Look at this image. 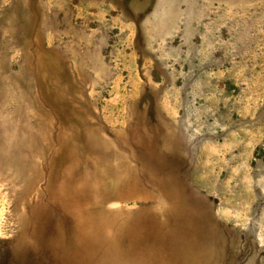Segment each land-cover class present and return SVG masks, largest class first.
<instances>
[{"label":"rangeland","instance_id":"rangeland-1","mask_svg":"<svg viewBox=\"0 0 264 264\" xmlns=\"http://www.w3.org/2000/svg\"><path fill=\"white\" fill-rule=\"evenodd\" d=\"M0 264H264V0H0Z\"/></svg>","mask_w":264,"mask_h":264},{"label":"bare ground","instance_id":"bare-ground-1","mask_svg":"<svg viewBox=\"0 0 264 264\" xmlns=\"http://www.w3.org/2000/svg\"><path fill=\"white\" fill-rule=\"evenodd\" d=\"M16 139V138H15ZM14 156V155H13ZM10 157V156H9ZM173 196V195H172ZM177 208V207H176ZM182 210H183V208H181ZM181 209H178V210H181ZM174 211H175V209H174ZM175 213V212H174ZM180 213H182V211H180ZM177 214V213H176ZM184 214V213H183ZM184 217V216H183ZM192 217V216H191ZM193 217H195V216H193ZM192 217V218H193ZM190 220H192V219H190ZM193 220H194V218H193ZM181 221H183V220H181ZM191 225L189 224V226H188V228L190 227ZM187 227V226H186ZM196 240V239H195Z\"/></svg>","mask_w":264,"mask_h":264}]
</instances>
